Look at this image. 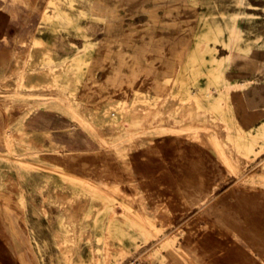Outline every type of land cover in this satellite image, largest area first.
Masks as SVG:
<instances>
[{"label": "rangeland", "instance_id": "374dc122", "mask_svg": "<svg viewBox=\"0 0 264 264\" xmlns=\"http://www.w3.org/2000/svg\"><path fill=\"white\" fill-rule=\"evenodd\" d=\"M18 15L41 18L38 37L0 34V68L65 71L0 82V102L23 106L0 138V264H264V139L245 157L231 121L185 96L218 97L229 80L253 104L233 101L239 122L264 121V0H0V19ZM46 98L99 150L14 135Z\"/></svg>", "mask_w": 264, "mask_h": 264}, {"label": "crops", "instance_id": "0c3cea01", "mask_svg": "<svg viewBox=\"0 0 264 264\" xmlns=\"http://www.w3.org/2000/svg\"><path fill=\"white\" fill-rule=\"evenodd\" d=\"M40 25L41 18L37 16L18 15L13 18H3L0 19V34L8 42H23L37 36ZM39 36L45 41L53 38L47 29H43ZM63 71V68H0V82H14L17 78L29 74V76L35 75L33 76L35 84H44L46 81H53L52 75L55 72L62 74ZM65 81L62 83V87L69 92L68 79ZM82 87L84 88V86ZM37 94L49 96V93L38 92ZM21 110H23L21 104L0 102V138L6 135L8 127L16 125V116ZM24 113L21 125L11 128L14 135L26 134L46 148L57 147L67 153H88L99 150V144L96 140L99 133H91L56 103L49 101L48 98L34 103V107L25 110ZM154 163L159 164L158 161ZM154 163L144 166L146 171L148 170L147 177H149L150 168Z\"/></svg>", "mask_w": 264, "mask_h": 264}, {"label": "bare ground", "instance_id": "6f19581e", "mask_svg": "<svg viewBox=\"0 0 264 264\" xmlns=\"http://www.w3.org/2000/svg\"><path fill=\"white\" fill-rule=\"evenodd\" d=\"M189 1V0H188ZM56 2V1H55ZM131 2V1H130ZM54 26H56L55 24H54ZM137 29V28H136ZM88 32V31H87ZM231 32V31H230ZM163 35V34H162ZM202 35V34H201ZM200 38V37H199ZM221 40V39H220ZM196 41H198V40H196ZM236 48V47H235ZM95 49V48H94ZM231 50H232V53L234 54H236L237 52H235V50H234V48L233 47H231L230 48ZM137 52V51H136ZM87 52H86V50H81L80 52H79V54L77 55V57H76V60H80L81 58H83V56L86 54ZM103 53V52H102ZM139 53V52H138ZM165 53V52H164ZM228 53V52H227ZM142 54V53H141ZM251 56V55H250ZM143 57H144V55H143ZM107 58V57H106ZM115 58V57H114ZM156 58V57H155ZM158 58V57H157ZM163 58V57H162ZM222 59H224V57L222 58ZM216 60H221V59H217L216 58ZM168 61H170V60H168ZM131 64V63H130ZM138 64V63H137ZM136 64V65H137ZM228 64V63H227ZM139 65H141V64H139ZM102 66V65H101ZM145 66V65H144ZM263 66V65H262ZM69 67V66H68ZM105 67V66H104ZM122 67V66H121ZM151 67V66H150ZM171 68V67H170ZM105 69V68H104ZM107 69V68H106ZM215 71H221L222 70V68H213ZM47 70V69H46ZM87 70V69H86ZM98 70V69H97ZM65 71V70H64ZM99 71V70H98ZM111 71V70H110ZM126 71V70H125ZM170 71V70H169ZM113 72V71H112ZM188 72V71H187ZM60 74V73H59ZM64 75V74H63ZM89 75V74H88ZM87 75V76H88ZM185 75V74H184ZM82 76V75H81ZM95 76V75H94ZM59 77V76H58ZM98 77V76H97ZM78 78V77H77ZM84 78V77H83ZM105 78H108V77H105ZM114 78V77H113ZM202 78V77H201ZM91 80V79H90ZM116 80V79H115ZM123 80V79H122ZM34 81H35V79L34 78H32L31 80H30V83L32 84V86L31 87H33L34 85L33 84H35L34 83ZM64 82H66V81H64ZM95 82V81H94ZM91 83V82H90ZM119 83V82H118ZM81 84V83H80ZM106 84V83H105ZM110 84V83H109ZM73 85V84H72ZM91 85V84H90ZM135 85V84H134ZM137 86V85H136ZM176 86V85H175ZM184 86V85H183ZM227 86H228V89L225 91V92H220L219 93V96L218 97H214V98H210V96H208L207 94H205L204 92H203V90L200 88V91H199V96H197V94H195V93H193V92H189V91H187L186 92V94H185V96H186V98H188L190 101H192V102H196V101H198L200 98H206L208 101V105H209V108L212 110V111H219V112H222V114L220 115V116H218L216 119H219V120H221V121H227V120H229V121H231V123L233 124V126H232V128H233V130H234V128H235V132H236V135H237V141L236 142H238L239 144H240V154H242V155H244L245 157H250L253 153H255L256 151H255V146H256V144L258 143V140L259 139H264V121H263V119H262V117L260 116H258L255 120H253V121H251V122H247V121H243V122H239V120H238V118H237V116H236V108H235V105H234V100L235 99H238L241 103H244V104H252V102H251V100L244 94V93H240V91H239V86L238 87H236V90H232L231 89V83H230V81L228 80L227 81ZM185 87V86H184ZM93 88V87H92ZM104 88V87H103ZM119 88V87H118ZM154 88V87H153ZM26 89V88H25ZM42 89V88H41ZM62 89H63V87H62ZM84 89H86V88H84ZM90 89V88H89ZM95 89V88H94ZM80 90V89H79ZM101 90V89H100ZM109 90V89H108ZM125 90V89H124ZM133 90H134V88H133ZM152 90V89H151ZM155 90V89H154ZM178 90V89H177ZM223 90V89H222ZM105 91V90H104ZM174 91V90H173ZM77 92H79V91H76L75 93H77ZM111 92V91H110ZM175 92H176V90H175ZM178 92V91H177ZM212 92V91H211ZM81 93V92H80ZM174 93V92H173ZM182 93V92H181ZM68 94V93H67ZM104 94V93H103ZM129 94V93H128ZM176 94V93H175ZM178 94H179V92H178ZM96 95V94H95ZM177 95V94H176ZM211 95V94H210ZM128 96V95H127ZM132 96V95H131ZM169 96H171V95H169ZM183 96V95H182ZM85 97V96H84ZM100 97V96H99ZM156 97V96H155ZM82 98V97H81ZM104 98V97H103ZM131 98V97H130ZM138 98V97H137ZM93 99V98H92ZM87 100H89V99H87ZM135 100H136V98H135ZM184 100V99H183ZM185 101V100H184ZM178 102V101H177ZM181 102V101H180ZM81 103V102H80ZM87 103V102H86ZM138 103V102H137ZM261 103H263V102H261ZM80 105V104H79ZM83 105V104H82ZM94 105V104H93ZM187 105V104H186ZM253 105V104H252ZM263 105V104H262ZM256 106V105H255ZM83 107V106H82ZM165 107V106H164ZM167 107H169V105H167ZM174 107V106H173ZM182 107V106H181ZM181 107L179 108V109H181ZM175 108V107H174ZM38 109V108H37ZM85 109H86V107H85ZM153 109V108H152ZM172 109V108H171ZM170 109V110H171ZM191 109V108H190ZM189 109V110H190ZM261 108H259V110H260ZM83 110H84V108H83ZM87 110V109H86ZM104 110V109H103ZM170 110H169V112H170ZM191 110H193V109H191ZM82 111V110H81ZM90 111V110H89ZM92 111V110H91ZM173 111V110H172ZM181 111V110H180ZM36 112L38 113V110H36ZM104 112H105V110H104ZM192 112V111H191ZM195 112V111H194ZM35 113V112H34ZM81 113H83V112H81ZM107 113V112H106ZM110 113V112H109ZM182 113H184V112H182ZM193 113V112H192ZM196 113V112H195ZM224 113V114H223ZM226 113H229V114H231L230 116H228L229 114H227L226 115ZM94 114V113H93ZM96 114H97V112H96ZM101 114V113H100ZM158 114H159V112H158ZM165 114V113H164ZM172 113H170V115H171ZM243 114V113H242ZM34 115V114H33ZM124 115V114H123ZM143 115V114H142ZM194 115V114H193ZM200 115V114H199ZM206 115V114H205ZM134 116V115H133ZM145 116H146V114H145ZM173 116H174V114H173ZM202 116V115H201ZM201 116H199V118H201ZM31 117V116H30ZM29 117V118H30ZM114 117V116H113ZM126 117V116H125ZM136 117V116H135ZM171 117H172V115H171ZM11 118V117H10ZM10 118H9V120H10ZM28 118V119H29ZM92 118H94V117H92ZM115 118V117H114ZM123 118H124V116H123ZM146 118H148V117H146ZM145 118V119H146ZM180 118V117H179ZM122 119V118H121ZM132 119H133V117H132ZM136 119V118H135ZM138 119H139V117H138ZM141 119V118H140ZM140 119H139V121H140ZM162 119V118H161ZM173 119V118H172ZM193 119V118H192ZM196 119H198V118H196ZM134 120V119H133ZM143 120V119H142ZM154 120V119H153ZM152 120V121H153ZM167 120V119H166ZM175 120V119H174ZM188 120V119H187ZM195 120V119H194ZM123 121V120H122ZM200 121V120H199ZM210 121V120H209ZM136 122V121H135ZM145 122H148V120H145ZM151 122V121H150ZM171 122V121H170ZM174 122V121H173ZM181 122H183V121H181ZM181 122H179V123H181ZM197 122V121H196ZM202 122V121H201ZM204 122H206V121H204ZM257 122H260L261 123V125L259 126V127H257L256 126V123ZM143 123V122H142ZM141 123V124H142ZM168 123V122H167ZM189 123V122H188ZM193 123V122H192ZM203 123V122H202ZM230 123V124H231ZM137 125L139 124V123H136ZM94 125H96V124H94ZM98 125V124H97ZM100 125V124H99ZM98 125V126H99ZM137 125H136V129H137ZM180 125V124H179ZM188 125V124H187ZM139 126V125H138ZM143 126H144V124H143ZM155 126V125H154ZM172 126V125H171ZM185 126V125H184ZM198 126V125H197ZM102 127V126H101ZM106 127V126H105ZM123 127V126H122ZM121 127V128H122ZM181 127H183V126H181ZM30 128V127H29ZM104 128V127H103ZM120 129V128H119ZM255 130L254 132L252 131V130ZM105 130V129H104ZM124 130H126V129H124ZM138 130H139V128H138ZM90 131V130H89ZM159 131V130H158ZM100 132V131H99ZM128 132V131H127ZM103 133V132H102ZM131 134V133H130ZM214 134V133H213ZM88 135V134H87ZM108 135V134H107ZM110 135H111V133H110ZM125 135V134H124ZM231 135V134H230ZM114 136V135H113ZM210 136V135H209ZM207 139H208V137H207ZM221 139V138H220ZM112 140V139H111ZM149 140V139H148ZM147 140V141H148ZM225 140V139H224ZM95 141V140H94ZM207 141V140H206ZM141 142H142V140H141ZM222 142H224V141H222ZM147 143V142H146ZM142 144V143H141ZM261 144V143H260ZM96 145V144H95ZM125 145H127V144H125ZM140 146H142V145H140ZM139 146V147H140ZM226 146V145H225ZM100 148H101V146H100ZM137 148H138V146H137ZM102 149V148H101ZM228 151V150H227ZM228 154V153H227ZM69 155V154H68ZM90 158V157H89ZM88 158V159H89ZM92 158V157H91ZM90 158V159H91ZM48 159L50 160V161H52V162H55V163H60V164H64V165H66V164H70L72 161H71V159L69 158V157H62V158H60V157H56V156H49L48 157ZM234 159V158H233ZM111 160H113V159H111ZM98 161V160H97ZM96 162V161H95ZM106 164V163H105ZM108 165H109V162L107 163ZM110 166H113V165H111L110 164ZM240 166V165H239ZM114 169H116V168H114ZM112 170V169H111ZM118 170V169H117ZM87 171V170H86ZM116 171V170H115ZM240 172V171H239ZM243 172V171H242ZM113 173H116V172H113ZM128 173H130V172H128ZM58 176V175H57ZM192 176V175H191ZM196 178V177H195ZM59 179V178H58ZM192 179H193V177H192ZM197 179V178H196ZM195 179V180H196ZM114 180V179H113ZM10 181V180H9ZM192 181V180H191ZM195 182V181H194ZM200 182V181H199ZM183 183V182H182ZM192 183V182H191ZM190 183V184H191ZM180 184V183H179ZM8 187V186H7ZM86 187V186H85ZM27 190V189H26ZM94 190V189H93ZM11 191V190H10ZM186 191V190H185ZM38 192V191H37ZM97 192V191H96ZM187 192V191H186ZM74 193V192H73ZM72 193V194H73ZM14 194V193H13ZM17 194V193H16ZM14 197L15 196H17V195H13ZM56 197V196H55ZM10 198H12V197H10ZM61 202V201H60ZM100 202V201H99ZM31 203V202H30ZM97 203V202H96ZM45 205H46V203H45ZM96 205V204H95ZM142 205V204H141ZM36 207V206H35ZM9 208V207H8ZM33 211V210H32ZM38 211V210H37ZM49 211V210H48ZM55 211V210H54ZM62 211V210H61ZM56 212V211H55ZM78 214V213H77ZM82 214V213H81ZM39 218V217H38ZM58 218V217H57ZM59 220V219H58ZM78 220V219H77ZM107 220H109V219H107ZM37 221V220H36ZM79 221H80V219H79ZM121 221V220H120ZM18 223V222H17ZM41 223V222H40ZM50 224V223H49ZM59 225V224H58ZM75 226H76V224H75ZM74 226V227H75ZM46 227H48V226H46ZM84 227V226H83ZM91 227V226H90ZM185 227V226H184ZM187 229V228H186ZM51 230V229H50ZM49 230V231H50ZM245 232H246V234H248V235H251V236H254L255 235V232L249 227V226H246V228H245ZM57 233V232H56ZM55 233V234H56ZM53 234V233H52ZM82 235V234H81ZM105 235V234H104ZM82 237V236H81ZM59 238V237H58ZM54 239V238H53ZM85 239V238H84ZM57 240V239H56ZM97 240V239H96ZM54 241V240H53ZM58 242V241H57ZM53 244H55V243H53ZM83 244H86V243H83ZM87 245V244H86ZM54 246V245H53ZM73 246V245H72ZM89 246V245H88ZM173 246V245H172ZM119 247V246H118ZM174 247V246H173ZM63 248V247H62ZM75 248H76V246H75ZM77 248H78V246H77ZM85 248V247H84ZM66 249V248H65ZM65 249H64V251H65ZM70 250V249H69ZM61 251H62V249H61ZM116 251V250H115ZM128 251V250H127ZM83 252V251H82ZM91 253V252H90ZM128 253V252H127ZM105 254V253H104ZM72 256V255H71ZM91 256V255H90ZM104 256V255H103ZM69 257V256H68ZM75 257V256H74ZM96 258V257H95ZM51 259V258H50ZM61 259V258H60ZM73 259V258H72ZM104 260V259H103ZM51 261V260H50ZM66 263V262H65Z\"/></svg>", "mask_w": 264, "mask_h": 264}]
</instances>
